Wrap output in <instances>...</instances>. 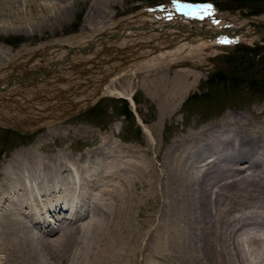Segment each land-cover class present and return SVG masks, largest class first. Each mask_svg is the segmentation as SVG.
Listing matches in <instances>:
<instances>
[{
  "label": "rangeland",
  "instance_id": "obj_1",
  "mask_svg": "<svg viewBox=\"0 0 264 264\" xmlns=\"http://www.w3.org/2000/svg\"><path fill=\"white\" fill-rule=\"evenodd\" d=\"M230 1H238L237 4L243 8H237ZM32 2L33 0H0V86L12 80L9 78L10 67L15 66V74L22 75L64 58L65 50L46 52L43 46H83L95 35L103 32L112 34L116 26H124L127 22V25L133 22L131 26L134 28L140 27L141 24L136 23V20H141L146 11L175 8L172 0H37L36 4H43V7H33ZM50 2H64L63 5L66 6L52 8L49 7ZM177 2L187 3L183 0ZM211 4L219 11L236 12L257 18L261 21L254 23V26L264 30V0H223ZM176 17H179L176 22L187 17L193 18L182 14L173 15L171 18H165V24L174 23ZM230 20L236 23L229 25ZM230 20L228 23L223 22L221 27L243 23L235 18ZM143 26L147 25L141 27ZM249 28L244 33H253ZM117 29L115 32L119 33ZM167 32L165 39L159 38L161 32L159 35L154 32L152 36L155 41L152 40L151 45L160 47V44H164L168 47L190 34L182 32L183 37L177 39V32L181 33L179 30L172 27ZM138 33L135 31L127 34V38L99 42L95 53L74 56L69 66L80 65L77 72H54L48 79L34 85L15 87L16 89L1 93L0 171L17 151L52 157L64 151L82 153L87 149L95 150L104 144L105 149L114 144L120 150H127L134 170L136 216L141 221L147 218L150 222H143V231L147 232L149 228V234L142 240L145 248L140 246L139 251L142 252L138 251L135 255L134 264H177L175 255L165 253V245L160 241L161 231L164 230L167 155L171 151H178L179 143L173 145V142L186 138L190 130H199L226 118H236L244 123L243 126L251 131L244 139L253 142L255 147H263L264 141L258 138L264 137V36H258L255 32L253 34L257 37L250 42L215 44L206 48L204 55L180 58V62L177 61L174 65L173 62L165 61L166 64L162 62L155 67H148L150 71H129L130 73L116 78L108 86L110 91L116 90L122 95L109 96L107 93L97 97L102 85L100 79L114 74L123 65L119 59L123 57L126 64H129L131 59L135 58L132 56L133 52L138 50L140 45H147L143 43L151 42L142 39V34ZM195 39H198L197 36H191L189 40ZM173 40L176 41L172 42ZM121 52H124L123 56ZM39 60L43 61L42 64ZM19 64L20 66H17ZM84 68L89 72L79 73L86 71ZM185 71H190L198 80L186 79L185 83L192 86L186 93L180 91L177 99L175 88L180 82L179 76H183ZM239 127L241 128V125ZM186 148L191 147L187 144L184 146V149ZM204 153L205 156L210 155L209 150L205 149ZM175 154L179 156L180 152ZM185 155L186 163L195 170V160L198 156ZM229 159H219L214 167L210 165L213 177L214 170L219 171L221 167L229 169L220 182H225L227 175H237V178L242 175L237 168L243 166L244 161ZM262 170L263 166H250L247 174L256 172L255 177H264ZM202 173L203 170L198 175H203ZM257 180H254L256 184L253 181L243 182L245 186L249 185L248 191L251 195L243 197V200L250 202L247 210L259 209L264 212V179L258 182ZM227 191L232 190L225 189V193ZM242 192L246 193L245 190ZM11 198L0 196V213L10 205L8 199ZM220 210L218 208L217 213ZM86 216L80 220H84ZM38 217L40 221L51 219L50 214ZM54 221L51 219V223ZM51 223L49 222L50 225L53 224ZM235 224L231 229H234L236 234L249 229ZM228 254H233L232 261L242 264L237 251L232 250ZM247 254L252 257V253Z\"/></svg>",
  "mask_w": 264,
  "mask_h": 264
},
{
  "label": "bare ground",
  "instance_id": "obj_2",
  "mask_svg": "<svg viewBox=\"0 0 264 264\" xmlns=\"http://www.w3.org/2000/svg\"><path fill=\"white\" fill-rule=\"evenodd\" d=\"M36 2L37 0H33L31 5L43 7V4H36ZM50 3L49 7L52 8L66 6L63 5L64 2ZM161 9L163 8L146 11L141 17L144 21L136 20L138 21L136 23L141 26L147 25L137 29L142 34V39L151 42H142L147 45L143 47L140 45V48L133 52L132 56L135 58L131 59L129 64H126L123 57L119 59V61L122 60L123 65L107 77L108 80L101 85L97 97L105 96L107 93L109 96L122 95L116 90L110 91L108 86L129 71L138 69L150 71L148 67H155L165 61L173 62L174 65L180 58L204 55L203 51L215 44H239L253 41L257 37L253 33H246L247 35L239 33L231 36L233 37L231 39L220 36L211 40L200 37L189 40L191 36H197L191 34L168 47L164 44L163 46L160 44V47L151 45L155 41L152 36L154 32L158 35L161 32L159 38L165 39L168 29L172 27L181 32H177V39L183 37L182 32L185 27L176 28L179 25L176 23L179 17H176L174 23L165 24L166 17L182 13L177 12L176 7L167 11H161ZM207 18L211 21L197 24L199 27L196 28L197 30L202 25H205L204 30L208 29L213 33L221 28L223 22L219 24V22L215 23L211 16ZM190 19L187 17L179 22L187 24ZM131 23L121 25L120 29H117L120 35L117 39L124 38V34L127 38V34L132 33L129 31L125 33V29L134 28ZM183 23L180 24L184 25ZM234 23L236 22L230 20L228 24ZM224 39L235 42L220 43ZM174 41L176 40L172 42ZM97 47L93 53L96 52ZM124 52H121L122 56ZM59 72L62 73L61 70ZM52 73L54 71H51L50 75ZM182 74L183 76H179V84L175 82L178 85L175 88L176 98L180 91L186 93L190 90L192 85L185 83L186 79L198 80L197 76L192 75L190 71ZM42 77L45 75L42 74ZM226 119L211 123L199 130H190L186 138L173 142V145L176 142L179 143L181 149L171 151L167 155L164 230L161 231L160 241L165 245V253L175 255L177 264H239L232 261L233 254L232 256L228 254L232 250L237 251L241 256L242 264H264V212L259 209L247 210L250 202L243 200V197L251 196L248 191L249 185L245 186L243 182L255 183V179H258L257 182L264 179L261 176L255 177L256 172L247 174L250 166L264 167V145L262 148L255 147L253 142L244 139L251 132L243 126L244 123L242 124L236 118ZM263 138L259 136L258 139L264 141ZM187 144L191 148L184 149ZM104 145L95 150L87 149L82 153L59 152L52 157L20 151L12 155L8 164L0 171V196L12 197L8 199L10 205L0 213V264L135 263V255L142 245V240L149 234V228L147 232L143 231V222H149V220L146 218L141 221L136 216L137 208L133 191L134 170L127 156L128 151L120 150L114 144L109 146V149H105ZM205 149L209 150L210 155L205 156ZM177 152H180L179 156L175 154ZM185 154L198 156L195 160L197 167L195 170L186 163L187 155ZM203 157L204 159H201ZM229 158L234 161H244L243 166L237 168L242 175L238 178L237 175H227L228 179L220 182L229 169L221 167L219 171L214 170L213 177L209 169L210 165L214 167L219 159L225 161L230 160ZM201 170L203 175L199 176ZM204 170L207 172L205 173ZM221 175L224 176L221 177ZM225 189L232 191L225 193ZM243 190L246 193H243ZM239 192L242 193L239 194ZM162 203L161 201V206ZM218 208L221 210L217 213ZM45 214H50V218L55 220L53 224L51 219L45 218L40 221L38 215L43 217ZM84 215H87L86 218L80 220ZM235 223H238L239 227L246 226L249 229L236 234L234 229H231ZM143 247L145 248L144 243ZM249 252L252 253V257L247 254Z\"/></svg>",
  "mask_w": 264,
  "mask_h": 264
},
{
  "label": "water",
  "instance_id": "obj_3",
  "mask_svg": "<svg viewBox=\"0 0 264 264\" xmlns=\"http://www.w3.org/2000/svg\"><path fill=\"white\" fill-rule=\"evenodd\" d=\"M205 5H209V4H205ZM205 5H201V6H205ZM199 6V7H201ZM214 19L217 20V21H226L228 19H231L233 17H235L236 19H238L239 21H244L245 23L238 26V27H228V26H222L220 29L216 30L215 33L213 32H210V30L208 29H203L205 28V25H202V27H200L199 30H197L196 28H199L197 27V23L196 21H190L189 23L191 25L187 26V25H182L180 23H177L179 24L178 27L176 28H182V27H185L184 28V32L185 33H192V35H197V37H200V38H204L206 40H211L213 38H217V37H220V36H235L239 33H243V34H246L243 32L244 29H246L247 27H251L253 29H255L256 33L260 36H264V30H259L257 29L255 26H254V23L255 22H260V20L258 19H255L253 17H250V16H247V15H239L238 13L236 12H225V11H216V13H214L213 15ZM119 28L120 29V26H116L114 28V31L115 29ZM127 28V27H126ZM126 31H136L138 32V29L137 28H128V29H125V32ZM188 31V32H187ZM194 32V34H193ZM189 34V35H190ZM247 35V34H246ZM118 37H120V35H118V33H115L113 35H109L107 34L106 32H103V33H100V34H97L95 35L90 42H87L85 45L83 46H67V45H51V46H46L44 49L46 50V52L49 50V49H52V50H66V55L64 56V58L62 60H59V61H52L51 63H49V65L47 67H45L44 69H35V70H31L32 72L31 73H26L22 76H18V75H14L15 74V68L14 67H10V69L12 70L13 74L9 75V78L13 77V80L12 81H8L6 83V85H1L0 86V93H5V92H8L10 91L11 89H13L14 87H17V86H20V87H23L25 85H34L36 83H39L41 82L42 80H46L50 77V72L51 71H54L55 73H58L59 70H77V68L80 66V65H76V66H73V67H68V68H65L64 66H68V64H70V61H71V58L75 55H86V54H92L95 50V48L98 46L97 44L99 42H104L105 40H115L117 39ZM39 62L42 64V60H39ZM86 65V63H85ZM83 66V64L81 65ZM59 68V70H58ZM87 70V69H86ZM87 73L89 72L88 70L87 71H84V72H81L80 73ZM42 74L45 75V77H42ZM107 78H104V79H100V83L103 85L104 83L107 82Z\"/></svg>",
  "mask_w": 264,
  "mask_h": 264
},
{
  "label": "snow or ice",
  "instance_id": "obj_4",
  "mask_svg": "<svg viewBox=\"0 0 264 264\" xmlns=\"http://www.w3.org/2000/svg\"><path fill=\"white\" fill-rule=\"evenodd\" d=\"M173 3L175 4L176 11L181 12L185 16H191L193 18H198V19H204L206 16L210 17L212 16L213 9L211 5H205L201 7H196L191 4H181L178 3L177 0H173ZM164 9H161L163 11ZM171 18V16H169ZM215 23H218L219 21H214ZM235 41H230L227 39L221 40L220 43L222 44H230L234 43Z\"/></svg>",
  "mask_w": 264,
  "mask_h": 264
},
{
  "label": "trees",
  "instance_id": "obj_5",
  "mask_svg": "<svg viewBox=\"0 0 264 264\" xmlns=\"http://www.w3.org/2000/svg\"><path fill=\"white\" fill-rule=\"evenodd\" d=\"M184 1H190V2H219V1H223V0H184ZM230 3H232L233 5H235L237 8H243V6H239L237 3L238 1H230Z\"/></svg>",
  "mask_w": 264,
  "mask_h": 264
}]
</instances>
